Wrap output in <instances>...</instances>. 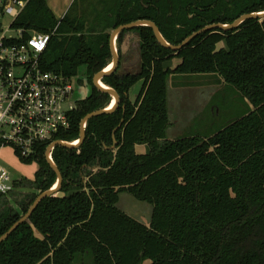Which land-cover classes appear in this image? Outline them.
Returning a JSON list of instances; mask_svg holds the SVG:
<instances>
[{
    "label": "trees",
    "instance_id": "obj_1",
    "mask_svg": "<svg viewBox=\"0 0 264 264\" xmlns=\"http://www.w3.org/2000/svg\"><path fill=\"white\" fill-rule=\"evenodd\" d=\"M69 7L58 19L46 0H27L14 21L40 33L55 29L40 55L43 69L74 78L84 67L92 84L54 137L64 141L78 139L82 118L112 100L93 75L112 61L115 27L151 20L176 45L205 25L263 11L264 0H74ZM129 33L138 40L133 71L120 69ZM116 42L120 61L101 79L119 93L116 107L87 120L78 147H54L61 185L0 243V264H264V18L203 31L178 51L161 45L150 26L122 30ZM174 57L180 62L167 67ZM198 74L240 91L252 108L211 134L168 139L169 79ZM136 143L148 151L137 153ZM46 146H37L33 179H14L13 190L0 193V235L55 184ZM13 191H27L14 207ZM122 191L152 206L149 223L117 207Z\"/></svg>",
    "mask_w": 264,
    "mask_h": 264
},
{
    "label": "built area",
    "instance_id": "obj_2",
    "mask_svg": "<svg viewBox=\"0 0 264 264\" xmlns=\"http://www.w3.org/2000/svg\"><path fill=\"white\" fill-rule=\"evenodd\" d=\"M26 1L0 0V144L13 147L20 158L35 159L38 145L48 146L70 126L76 101L73 78L41 66L55 29L40 33L14 25ZM13 181L0 164V193L11 192Z\"/></svg>",
    "mask_w": 264,
    "mask_h": 264
},
{
    "label": "rangeland",
    "instance_id": "obj_3",
    "mask_svg": "<svg viewBox=\"0 0 264 264\" xmlns=\"http://www.w3.org/2000/svg\"><path fill=\"white\" fill-rule=\"evenodd\" d=\"M127 36L131 41L130 48L127 54H123L121 57L120 69L125 68L133 71L139 62V60L134 61L138 50L137 36L135 33H129ZM224 45L223 40L217 43L218 48ZM124 56L129 59H125ZM129 60L134 63L126 68V62ZM179 62V58L174 57L166 63V66L175 67ZM80 79H82L81 83L79 82ZM72 83L74 88L72 99L74 102L87 96L91 91L92 84L86 80L84 67L73 78ZM141 85L142 80H139L130 87L129 95L132 101L137 96ZM167 92L170 124L166 134L169 139L170 137L176 138L194 134H211L221 129L231 118L239 117L252 108L248 99L240 91L238 92V90L225 85L223 82L218 83L206 74L189 75L184 78L170 77ZM135 149L137 153L148 151V147L141 143H136ZM0 164L9 168L11 179L26 178L31 180L38 167L36 159H31L29 163L23 162L16 154L15 149L7 144L0 146ZM25 192L13 191L16 194L11 195L12 199L9 198L10 204L14 207L16 205L14 201L19 199L20 195ZM117 207L145 224L150 221L152 206L146 201L134 198L125 191L119 193Z\"/></svg>",
    "mask_w": 264,
    "mask_h": 264
},
{
    "label": "water",
    "instance_id": "obj_4",
    "mask_svg": "<svg viewBox=\"0 0 264 264\" xmlns=\"http://www.w3.org/2000/svg\"><path fill=\"white\" fill-rule=\"evenodd\" d=\"M254 18H264V10L263 11H257L254 13L241 14L232 23L226 24V23L219 22V23H213V24L205 25L201 29L194 31L191 34H189L188 36H186L185 40L183 42H181L180 44H176V45H173V44L169 43L168 41H166V39H164L163 36L161 35L159 28L156 25V23L151 21V20L139 19V20H134L132 22L121 24V25H118L117 27H115L110 32V37H109L110 50H111V55H112V61L110 64H112V68L110 70H105V68H104L102 70H99L97 73H95L93 75V86L97 90L104 91V92L111 95L112 100H111L110 104L108 106H106L105 108H99V110L91 111L90 113L86 114L82 118V120L80 122V126H79L80 135H79L78 139H76L74 141H68V140L64 141V140L56 139V140L52 141L47 146V151L45 154V160L52 167V169L54 170V172L56 174L55 184L52 187L48 188V190H45V191L37 194V196L33 199V202L31 203V205L27 209V211L24 214H22L14 222V224L8 228V230H6L4 233H2L0 235V243L3 242L6 238H8L7 236L9 234H11L13 231H15L17 226H19L21 223L28 220V218L32 214L33 210L39 204L40 200H42L46 197H49L50 195L55 194V192H57V190L59 189V187L61 185V181H62V175H61V172H60L58 166L54 162L53 156L51 154L52 149H54V147L57 145H60L62 147H70V148L78 147L82 143V141L84 140L85 132H86L85 127H86L87 120L92 118V117L99 116L102 113L111 112L116 107V104L119 101V93H117V91H115L113 88L104 84L101 81V79H102V77H104V75L111 73L120 61L118 51H117V42H116V37L119 34V32H121L122 30H125V29H132V27H135V26H148V27L150 26L153 30V33H154L156 39H158V41L161 45L165 46L166 48L167 47L171 48L174 51H178V50L184 48L185 45H187L193 39V37H195L198 34H201L203 31H208V30H212V29H223V30L234 29V28H237V26H239L243 21H245L247 19H254ZM101 82L103 83V85L101 84ZM113 101H114V104L111 106V108H108ZM74 142H76V143H74ZM114 145H115V140L113 142L112 148L115 147Z\"/></svg>",
    "mask_w": 264,
    "mask_h": 264
},
{
    "label": "crops",
    "instance_id": "obj_5",
    "mask_svg": "<svg viewBox=\"0 0 264 264\" xmlns=\"http://www.w3.org/2000/svg\"><path fill=\"white\" fill-rule=\"evenodd\" d=\"M74 0H46L47 6L51 9V11L53 12L54 16L58 19H60L66 12L67 10L70 8L69 6L71 5V3ZM127 34L124 36L123 38V43H122V55L127 54V52L129 51V44L131 43V41L128 39ZM137 39V37H136ZM138 42V40H137ZM138 44V43H137ZM127 50V51H126ZM125 59H129L126 56H124ZM137 55L135 57V62L137 61ZM134 62H131L130 60L126 62V68L130 67ZM123 70H126L125 68ZM175 122V121H174ZM171 138V137H170ZM174 138V137H173ZM169 139V138H168Z\"/></svg>",
    "mask_w": 264,
    "mask_h": 264
},
{
    "label": "bare ground",
    "instance_id": "obj_6",
    "mask_svg": "<svg viewBox=\"0 0 264 264\" xmlns=\"http://www.w3.org/2000/svg\"><path fill=\"white\" fill-rule=\"evenodd\" d=\"M112 68V64H109L105 67V70H110ZM101 84L103 85V83L101 82ZM114 104V101L111 103V105L108 108H111V106ZM76 143V142H74Z\"/></svg>",
    "mask_w": 264,
    "mask_h": 264
}]
</instances>
